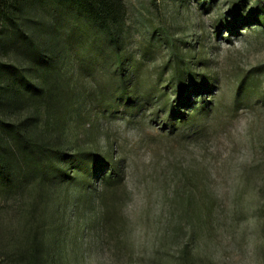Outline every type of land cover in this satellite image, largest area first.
<instances>
[{"label":"rangeland","instance_id":"obj_1","mask_svg":"<svg viewBox=\"0 0 264 264\" xmlns=\"http://www.w3.org/2000/svg\"><path fill=\"white\" fill-rule=\"evenodd\" d=\"M114 1L133 104L118 99L115 49L98 21L74 6L55 45L63 87L81 104L57 124L71 142L113 149L116 212L103 221L72 154L43 173L19 156V179L0 188V264H28L35 244L49 264H264V0ZM95 85L109 90L103 100L88 94ZM38 120L48 135L43 106ZM2 137L18 153L8 129Z\"/></svg>","mask_w":264,"mask_h":264},{"label":"trees","instance_id":"obj_2","mask_svg":"<svg viewBox=\"0 0 264 264\" xmlns=\"http://www.w3.org/2000/svg\"><path fill=\"white\" fill-rule=\"evenodd\" d=\"M113 3L114 0H0V188L12 187L19 179V156L29 164L30 173L33 170L43 173L47 171L46 165L53 158L69 157L72 154L70 157L74 159L75 167L84 171L82 189L86 192L96 189V202L104 209L102 216L105 223L111 220L116 212V186L123 180L122 167L120 162H116L113 149L100 153L103 147L94 140L83 145L71 142L70 136L66 134L67 125L60 126L63 120L58 117V113L64 108H71L73 104L79 111L81 104L79 100H75L74 95H70V89L68 91L63 87L61 68L57 64L59 47L55 44H60L63 37L67 38L62 27L68 22V18L72 19L74 6L78 12L84 11L92 20L98 21L101 30L108 34L115 49L120 77L118 99L127 105L133 104L136 100L131 101L133 97L125 79L120 36L115 28L117 11ZM47 19H53L56 23L60 21V28L53 25L47 27ZM71 32L68 39L73 36ZM3 58L6 61H3ZM188 75L194 78L192 72H187ZM174 79L180 89L187 81L178 70H175ZM105 87L92 86L88 94L93 99L99 97V100H103L109 91ZM198 89L197 86L192 87L188 93ZM210 89L205 87L202 91L205 94ZM22 100L28 104L25 111L19 106ZM200 102L209 112L208 103L203 97ZM42 106L47 114V122L44 124L48 130L46 136L38 129L41 126L38 117ZM184 106L189 107L188 102L183 103ZM18 107L20 110L15 116L14 111ZM54 113L56 117L52 125L50 123ZM70 113L72 115L73 111ZM92 127L101 128V124L94 122ZM202 127L201 123L199 129ZM4 129H8L17 141L18 153L13 151L2 137ZM87 131H92V128ZM60 135L66 140L65 144L58 142L62 140ZM66 145L73 151L65 154ZM95 159L96 162H93ZM27 257L28 264H49L40 255V247L37 244L31 248Z\"/></svg>","mask_w":264,"mask_h":264}]
</instances>
